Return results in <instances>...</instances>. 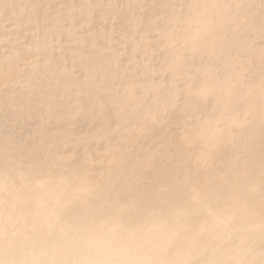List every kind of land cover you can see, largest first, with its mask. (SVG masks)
<instances>
[{"label": "bare ground", "instance_id": "1", "mask_svg": "<svg viewBox=\"0 0 264 264\" xmlns=\"http://www.w3.org/2000/svg\"><path fill=\"white\" fill-rule=\"evenodd\" d=\"M30 1L31 0H9L8 2V0H0V15L17 17L19 19L26 18V23H30L29 25L36 29L37 32L40 31V28L46 29L45 31L40 32H44L45 34L43 33L42 38L38 39V43H41L46 48L54 47L52 45V37H55L57 35L56 32L58 30V32L62 31L60 18L67 16L73 22V19H75L74 9L76 6L73 5L71 0H63L59 7L54 4L53 0H43L42 8L39 12H35V7L33 6L30 8V10L28 9V4H30ZM145 1V4L134 1L135 3H133L131 7L128 4L126 5L127 17L124 21L130 19L133 20V23L129 22L131 24H128L126 23L127 21H123V23L121 24V29L124 33H126L125 31H127L131 26L132 31L138 30L139 32H142L143 26L145 27L152 24L155 27L159 26L163 30L160 34L163 39L182 37L183 43L181 45L183 51L180 52L178 56L174 50L168 51L167 48L171 46V43H168L165 46V50L161 54V57L164 58L163 62L166 63V68L171 70V79H168L167 76H164L163 73H157L153 76L151 73H149V69L152 67V58L154 57L153 55H150L151 62H149L147 58H144L142 61L135 60V58L132 59L131 56L129 57V68L122 65L117 66L116 70L120 72L122 76L117 77L114 75L113 78L109 77L107 81L102 79L99 82H95L91 78V76H96L97 74L105 71V67L109 65L110 49L108 51H106V48V50H103L104 46H102L101 50L95 49V51H89V46L84 44L86 41H88L89 38L94 39L95 37L90 35L88 39L81 43L83 40L82 36L78 34L75 35V31L69 30L68 28V30H63L61 34L62 37L64 35L69 38L72 37V41L74 43H77L73 48L75 53L71 56V63L73 64L72 59L73 57H75L77 65L76 67H80L83 76H77L76 74H74V72L67 70L65 66H53L50 62H48L51 65V67H49L51 72L46 73L47 75H49V77L47 78L46 75L44 79L43 77L39 78L35 73V62L33 61V65L31 68L34 71L31 72V77L28 79H26L27 77H23L21 75L17 77L19 78V80L20 78H24L21 80H32L34 82L29 87L25 86L23 92H25L24 94L26 95L30 94L27 97L34 98V96L38 94L40 90H45L50 93L47 94V98H49L50 100H54L55 96H58L60 93H62V87L64 85H67V87L71 85L69 89H66V93L61 99V102L57 104L59 106L60 112L55 114H48L50 117L49 119H55L59 124L64 125H71L72 123L75 124L78 121L86 123L91 122V120L101 118V114L103 115V109L101 110V112L96 110L102 107L98 102L103 101L105 97L104 95L106 89L103 86H105L107 82H112V84H114L115 86L121 84L122 78L131 82V85L127 89L131 94H136L135 102L138 103V105L136 106L137 111H131L129 109V106L127 109H129L138 120H143L146 116L153 114L158 117V120H162V116L164 115L161 114V110H167L170 108L174 110L176 108V105L184 107L183 109H179L178 113L175 112L176 109L172 113L168 111V113L170 114L165 116V122L170 123L168 124V128L165 127L168 130V133L166 135L163 134V129L152 126L150 128V132L148 131L147 133H142L139 129H137L134 134L126 135L124 139L129 141V150L133 154L137 153L138 151L148 153V156L144 158L142 164H156L161 158H168V156H163L166 154V152H174L173 149H169L168 151L165 150L167 146L166 143L170 140H172L170 143L172 146L174 143H176V139H172L174 137V133L178 131L184 133L186 138L181 142L183 145H186L187 143L188 144L186 146H181L179 149L181 169L178 170V172H191L192 170H189V167L185 168V166L190 165L192 169H194V167L198 168V172L200 173L201 179H197L194 193L200 198V201L204 203L197 208L185 210L186 216L182 222L181 230L177 228V218H179L181 215L180 211H173L167 214V224H165V227H160L164 235L167 237L166 259H168L170 262H174V264H195L193 263V257L197 254L201 259H204L207 254V248L209 247L211 252H215L214 254L218 253V256L221 258L223 256L222 253L226 250H229V256L237 257L235 263L230 261L228 262V264H260L264 261V246H262V243H264V239L256 248H254L256 250L251 253L250 258L245 261L244 259H246L247 256L246 252L249 251L250 247L249 243L245 244V241H248L249 235L244 239L236 240L235 242L232 241L226 245V240L220 239V228L218 227L217 229H215L217 226L215 223L222 220L226 216L229 217L230 214L232 216L239 215L248 205H250V207L255 206L253 202L258 198V201H261V198L262 200L264 198V167L258 168V166L261 165V160L264 158V80L263 83L260 84V88H257L256 90H254L255 88L251 89L248 94H245L246 90L245 88L243 89V92L246 96L244 99H246L245 106L247 109L246 111H244V114L248 116L245 120L246 122H244L243 120L241 123L236 122L234 125H227V130L223 131V133L225 134L221 138L222 143L220 145L217 144V141L214 140V138L206 137L205 130L203 128L195 126L197 125L196 121L198 119V115L196 113H200L207 107L210 109L211 106L208 105L212 104L210 103V101L213 97L216 99L215 104L217 103V106L219 108H216L215 114H213L212 116L209 115V118H205L206 123L211 122L212 120L210 118H213L214 116L215 122L218 125H221L222 119L227 113L228 115H232L238 112L232 111L230 107L228 110L222 109L221 105L222 103L223 105H227L228 100L240 97V95H236V90L242 88L241 85L243 84V81H239L241 78V72L239 73L238 79L228 87L227 91L226 88L228 84L221 82L219 79V76L221 75L218 74L223 71V67L227 68V72L232 67L230 66V64L227 66L222 62V60H224L222 56L227 55L228 49L233 50L234 48L239 55L242 54L245 48L254 50L249 43V39L251 40L252 38H256L258 36L250 35V37L248 36L246 40L244 39L248 35L246 30H250V32H260L261 30H264V22L261 25L259 18H255V16L252 14L254 13L252 12L253 10H247L248 7L254 8L256 6V4L254 3L256 2L254 0H200L196 3L193 2L192 5H194V8L191 9L190 13H185L183 14V17H180L179 15L182 14L180 13L182 4L181 0ZM87 2L88 0H83V11H89V7L92 6H88ZM121 2V0H95V4H93V7L98 13L99 11H104L112 15V17L114 18L115 6L117 7L116 4ZM228 3H231L230 7H228ZM148 6L151 7V9L148 10L150 14L154 11V9L159 10L161 16L157 18V22L161 21L160 24H157L154 18L148 19L143 18L142 16L140 19V16L135 15L137 13H144ZM229 10H232V12L235 11L236 13H238V15L232 16V13H230ZM148 11L146 13H148ZM27 12L28 14H26ZM35 14H40L38 16L40 18L37 20H31L30 18L32 15L36 17ZM42 22L43 25L40 26ZM184 24L186 25V30L179 29L180 31L177 35L175 33L177 27ZM165 26L169 28H171L170 26L174 27L171 28V35H169L168 37L166 36V33L163 29V27ZM20 28L23 29L22 26ZM0 30H2L3 32L5 30L8 31V29L5 27L0 28ZM157 31L158 30L156 29L154 30V33H157L155 34V36L158 35ZM210 31H212L213 34H211ZM239 31H244L245 35L242 37L240 35L237 36V33ZM17 32H19V30ZM27 33H29V31ZM3 34L5 33H1L0 31L1 43L5 38ZM20 38H25V36H22ZM108 39L111 40L110 36L104 34L105 43H108ZM132 41L133 40H130V42ZM244 42H246L245 46H243ZM119 44L124 45L125 43L119 42ZM133 44V48L134 50H136L139 48V46L142 47L143 44L146 45L147 43L144 42L141 38L139 40L135 39ZM215 44L219 45L216 49L214 48ZM185 51L190 52V56L188 59L184 58ZM10 52L11 53L9 54V56L13 55L12 57H15V55L19 52V48L13 46L12 51ZM117 59L118 55L115 60L116 64ZM244 59L245 58L240 57L239 61H235V63H242ZM98 60L103 61V65L105 66H97L96 62ZM48 61H50V59ZM81 61H87V65L83 66ZM258 61L261 62V58L253 56L249 67L250 70H252V74L254 76L257 75V79L259 77H263L264 79V67H258V65H255L251 69V65ZM159 64V60L155 59L153 65L157 68ZM42 67L44 66L42 65ZM113 67L115 66L113 65ZM146 74L149 75V77H145L144 75ZM60 77H63L62 82H60V85H62V87H60L56 82ZM42 79L45 81V84L43 85H46L47 88L49 87L48 89L40 86ZM51 80L52 82H50ZM56 83L57 87L52 88V85ZM34 84H38L39 86L36 87ZM6 86L7 85H5V87ZM219 90H222V96L217 93ZM3 91H5V93L7 92L6 90ZM10 91L11 90L9 89L8 93H10ZM174 93L175 96L172 97V95L170 94ZM188 95L194 96V99L189 100L187 97ZM160 96H162L163 99H161ZM180 98L186 99V102L180 105ZM173 103L176 105L171 107ZM111 104H115L114 101H111ZM16 106L17 107H15V111L13 107L12 110L8 112L9 114L7 118L10 123L15 117V112H22L19 104ZM22 106L26 107L24 103H22ZM221 109L224 111V115L221 114ZM67 110L77 111L78 114H76L74 117H71L67 114ZM126 110H124L118 118L124 116ZM22 113H24V111ZM175 113L178 115H175ZM203 113L205 116H207L205 112ZM33 114L34 121H32V123L29 125V134L31 135L32 140L38 128H41L43 133L45 132L44 124L46 121L43 120V123H41L37 110H35ZM189 115L193 116V118L189 120V126L184 127L178 123L184 120L186 117L188 118ZM77 116L79 117L75 118ZM54 127V125L48 127V131H51L52 136H55L54 139L52 137H48L52 140L51 144L57 143L59 141L58 138L62 136L61 134L57 133L63 132ZM178 127H180L181 130ZM235 127L237 131H234ZM55 130L58 131L55 132ZM220 130H222V128H220ZM245 130H248L251 135L255 134L252 141L251 138L248 139L249 142L247 144L251 146L252 152L248 155L247 160L237 162L235 164H244L246 166H244L240 170L238 167H236L234 170L232 165H227L229 172L222 173L223 176L228 177V180L221 183V179L223 178L220 172H218L217 175L213 177L209 175L211 166L213 164H218L220 161L216 151L213 148H220L225 153L227 158L233 161L235 159L234 152L241 145L231 140L232 135L234 133H238L243 136ZM66 135L69 138L74 137L71 131H67ZM194 135L199 138V144H194L196 138ZM234 136H236V134ZM36 137H40V135H37ZM79 140V138L74 139V144ZM88 140L89 138L85 139V141ZM164 142L166 144L165 148L162 147ZM233 143L235 144V146L231 148V145ZM44 148L45 146H43L41 150H43ZM78 150L82 151V148H78L76 151ZM163 150L165 152H161ZM207 150L214 153V156L212 158L200 155ZM126 151H128V149ZM255 155H258V158L256 160H253V157ZM193 156L198 157L200 162L194 161ZM248 160H252V162H249V164H247ZM28 163L29 161L24 166V168H28H26V170H23V172L27 173L22 178L23 181H27L25 184L14 183V180L16 179L15 175H11L8 179L0 178V258H3L2 249L4 245V238L2 229L5 223H7L9 226L10 235L13 232L24 233L28 230H31L34 225L37 224L38 214L42 209L45 208L62 210L65 214H69L81 219H83L85 212L88 210L90 212L86 219H91L93 218L92 211L99 206V202L104 203L106 201V199L104 198H107L108 196L104 195L107 185H102L103 183H100L98 185H89L87 186L86 190L82 191L80 188V183L78 181L72 184L68 183L67 181L65 183H60V187L56 189V191L61 192L59 194L57 193L56 195L55 191L51 192L50 189L46 190L42 186V184H39V180L41 179L39 177L41 175L37 177L38 174L35 173L33 166L31 164L30 166H27ZM67 167H71V165L64 161L61 162L59 167L57 166L59 170ZM164 170L167 172H172V170H168L166 168H164ZM115 171L116 170L114 169V172ZM106 173H108V175L110 176L113 172L111 171ZM31 176H33V178ZM30 178H32L33 181H31ZM176 178L177 175H171L170 179L165 182V189H167ZM211 178L215 181L212 184H209L208 182L209 180H212ZM89 180L90 178L85 182ZM107 180L108 179H106L104 182H106ZM51 181H54L53 177ZM158 181H160V179L155 180L154 182ZM142 182L143 184L147 183V179H135V181L131 183H126V187L136 186L141 184ZM88 188L91 190H88ZM205 188L210 189L205 190ZM91 191L94 192L95 196H90L92 193ZM83 192L86 193L82 194ZM226 192H229L230 194L227 196V201L225 198H223ZM82 198H85V202L83 205L81 204ZM148 198H146V200ZM186 199H188V196H186ZM137 202L138 200L135 201L134 199H131V202L128 204L130 205V207L126 206V210L122 214L123 216L121 218L127 219L130 215L134 214L138 218V221H135L134 223H144L145 221H150L151 217L154 214L157 215L159 213L157 210L148 208L146 203H144L143 208H136L132 210L131 206ZM102 206L106 211L111 210L108 206ZM229 208H231V210H233L234 208L235 209L229 212ZM259 212L260 210L258 211L256 209L253 212V215L250 217H248V214L243 213L241 214V219L253 220L255 215H257V217L261 218V220L263 221L264 214H259ZM161 216L162 215H160V217ZM132 220L133 217L131 218V222ZM199 221L200 225H197ZM262 227H264V225L261 222L259 223L257 221L256 223H253L250 229L251 233L257 232L258 234L256 237L262 236L264 234V229ZM200 231H206L207 234L199 240L191 255H188L189 252H184L180 249L179 242L184 240L185 238L190 244L196 243L199 239ZM233 231L234 227L232 226L228 228V230H223L224 237L229 238L230 233H232ZM183 232L186 233L185 237ZM251 242L254 243L253 241Z\"/></svg>", "mask_w": 264, "mask_h": 264}, {"label": "rangeland", "instance_id": "2", "mask_svg": "<svg viewBox=\"0 0 264 264\" xmlns=\"http://www.w3.org/2000/svg\"><path fill=\"white\" fill-rule=\"evenodd\" d=\"M53 1L57 7H59L60 4L63 2V0H53ZM71 1L73 5L76 6L74 9L75 19H73L72 22V20H70L67 16L60 18L62 31L68 30V28L69 30H74L75 35L78 34L82 36L83 40L81 43H83L86 39H88L90 35L94 36L95 37L94 39L89 38L88 41H86L84 44L89 46V51H95V49L101 50L102 46H104L103 50L107 49L106 51H108L110 49L109 65L105 67V71L97 74L96 76H91V78L95 82H99L102 79L107 81L109 77L113 78L114 75L117 77L122 76L121 73L116 70L117 66L122 65L129 68L128 67L130 65L129 57L131 56L132 59L135 58V60L143 61L144 58H147L148 61L151 62L150 55H153L154 57L152 58V67H151L152 69L151 68L149 69V73H151L152 76L157 73H163L164 76H167L168 79H171L172 77L171 70L166 68V63L163 62L164 58L161 57V54L165 50V46L168 43H171V46L167 48L168 51L174 50L178 56V54L183 51L181 45L183 43L182 37L163 39L160 35L163 30L159 26L155 27L152 24L145 27L143 26L142 32H139L138 30L132 31L131 26L128 28L127 31H125L126 33H124L121 29V24L127 17L126 5L128 4L131 7L135 2L138 3L140 2L141 4H145L146 3L145 0H121L122 2L116 4L117 7L115 6L114 18L112 17V15L104 11L102 12L99 11L100 13L99 14L93 7L94 6L93 4H95V0H91V2L90 0H88L87 5L88 6L92 5L91 7H89V11H83L84 10V6L82 4L83 0L82 1L71 0ZM198 1L200 0H181L182 4H181L180 13L182 14H180L179 16L183 17L184 16L183 14L190 13L191 9L194 8V5H192L193 2L196 3ZM254 1L256 2L254 3L256 4V6L254 8L248 7L247 10L252 9L253 10L252 12H254L252 14L255 16V18H259L262 25V23L264 22V0H254ZM42 3L43 0H31L30 4H28V9L30 10V8L33 6L35 7L34 11L39 12L40 9L42 8ZM230 6L231 3H228V7ZM150 9L151 7L148 6L144 13H137L135 15L140 16V19L142 16L143 18H148V19L154 18L155 21L157 22V18L161 16L159 10L154 9V11L150 14L148 11ZM147 11L148 13H146ZM229 12L232 13V16L238 15V13H236L235 11L232 12V10H229ZM26 14H28V12ZM39 15L40 14H37L36 17L32 15L30 19L37 20L40 18L38 17ZM79 16L82 17L80 18ZM25 20L26 18L19 19L17 17L0 15V28L5 27L8 29V31L5 30L4 32L0 30L1 33H5L3 34L5 37L4 41H2V43L0 42V92L2 91L0 93V97H1L0 98L1 99L0 100V110H1L0 111V178L8 179L11 175H15L16 179L14 180V183L25 184L27 181L26 182L23 181L22 178L27 173L23 172V170H26V168H28V167L24 168V166L29 161L27 166H30L31 164L34 168L35 173L38 174L37 177L41 175L39 177L41 178L39 180V184H42V186L46 190L50 189L51 192L55 191L56 195L57 193L59 194L61 192V191H56V189L60 187V183H65L66 181L70 184L78 181L80 183V188L82 191L86 190L87 186L89 185H98L100 183H103L102 185L104 184L107 185L104 194V195H108L107 198H104L106 199V201L104 203L99 202V206L92 211L93 218L96 217L121 218L123 216L122 214L126 210V206L130 207V205L128 204L131 202V199H134L135 201L138 200V202L131 206L132 210L136 208L139 209L143 208L144 203H146L148 208L157 210L159 212L157 215L154 214L150 219V221L154 222L157 225V227H165V224H167V220H166L167 214L173 211H180L181 215L179 218H177V228L181 230L182 222L186 216L185 210L191 208H197L198 206L204 203L201 202L200 198L196 196L194 193L197 179H201L200 173L198 172V168L194 167V169H192L190 165H187L185 166V168L189 167V170H192L191 172H178V170L181 169V162L179 159V149L181 146H186L188 144L187 143L186 145H183L181 142L186 138L184 133H181L179 131L174 133V137L172 139L173 140L176 139V143H174L173 146L170 144L172 140L166 143L167 144L166 148H165L166 145L165 142L163 143L162 147H164L165 150L168 151L169 149H173L174 152L173 153L166 152V154L163 156H168V158L163 157L156 164L155 163L142 164L144 158L148 156V153L138 151L137 153L133 154L129 150V141L124 139L126 135L134 134L137 129H139L142 133H147L148 131L150 132V128L152 126L163 129L164 130V131L162 130L164 132L163 134L166 135L168 133L167 128L170 122H165V116L172 113L175 109H176L175 112L178 113L179 109H183L184 107L176 105L177 104L176 102V104L173 103L171 106L173 107L176 105V108L174 110L170 108L167 110L163 109L160 111L161 114L164 115V116L161 115L163 117L162 120H158V117L155 114L148 115L143 120H138L131 113V111H135V112L137 111L136 106L138 105V103L135 102L136 94H131L127 89L131 85V82L122 78L121 84L115 86L114 84H112V82H107L105 86H103L106 89L104 95L105 97L103 101L98 102L102 107L96 110L101 112V110L103 109L102 111L103 115L101 114L102 116L101 118L96 117L98 119H94L91 120V122H86V123L78 121L75 124L72 123L71 125L59 124L55 119H49L50 117L48 114L51 113L55 114L60 112L59 106L57 104L61 102V99L64 97L66 93V89H69L71 85L68 87L67 85H64L62 87V85H60V82H62L63 77H60L59 80L56 82L59 84L60 87H62L63 91L58 96H55L54 100H50L49 98H47V94L50 93H48L45 90L42 91L40 90L38 94L34 96V98H29L27 96L30 94L28 93H27L28 95L24 94L25 92H23V89L25 88V86L28 87L31 86V84H33L34 82L32 80L31 81L21 80L24 78H20L21 80L20 83V80L17 77L21 75L23 77H27L26 79H28L31 77V72L35 70L36 75L39 78L43 77L44 79L45 76L47 75L46 73L51 72L49 68L51 67L50 63L53 66H58V65L65 66L67 70L74 72V74H76L77 76L82 77L83 73L80 67L79 66L76 67L77 65H76L75 57H73L72 59L73 64L71 63V56L75 53L73 48L77 43H74L72 41V37L69 38L64 35L63 38L61 34L62 31L58 32L59 31L58 30L56 32L57 35L55 37H52L53 38L52 45L54 47L46 48L41 43H38V39H41L44 33V32L43 33L40 32L45 31L46 29L40 28V31L37 32L36 29L30 26L29 25L30 23H26ZM126 21L124 22L128 24L133 23V20L130 19ZM160 23L161 21L157 22V24ZM41 25H43V22L40 24V26ZM21 26L23 29L20 28ZM185 26L186 25L184 24L182 26L177 27L175 33L178 35L180 30L182 29L186 30ZM170 27L174 28L173 26ZM171 28L167 26L163 27L167 37L171 35ZM155 29L158 30L157 31L158 35L156 36L155 34L157 33H154ZM18 30L19 32H17ZM27 30L29 31V33H27L28 32ZM246 31L248 35L244 40H246L248 36L250 37V35L258 36L256 38H252L251 40L249 39V43L251 44V47L254 50L245 48L242 54L239 55L234 48L233 50L228 49L227 55L222 56L225 60V61L222 60V62L225 63V65L227 66L230 64V66L232 67L229 69L228 72H227V68L223 67L222 69L223 71H221V73L218 74L221 75L219 76L220 81L228 84L226 88L227 91L228 87L231 86L232 83L238 79L239 73L241 72V78L239 81H243V84L241 85L242 88L236 90V95L237 96L240 95V97L238 98L236 97L228 100L227 105H223V103L221 105L222 109L228 110L230 107L232 111H238V112L232 115H228L227 113L223 117L221 125H218L215 122L214 116L213 118H210L212 120L211 122L206 123L205 118L207 117L209 118L210 116L215 114L216 108H219L217 106V103L215 104L216 99L213 97L210 101V103L212 104L208 105L211 106L210 109L207 107L206 109H203V111H201L200 113H196L198 115V119L196 121L197 125L195 126L203 128L205 130L206 137L214 138V140L217 141L218 145L222 143L221 138L225 134L223 133V131L227 130L226 129L228 127L227 125L229 124L234 125L236 122L241 123L243 120L244 122H246L245 120L247 119L248 116L244 114V111L247 110L245 106L246 99H244L246 97L245 94H248V92L251 89L255 88L254 90H256L257 88H260L259 86L261 83H263L264 80L263 77H259L257 79V75L254 76L252 74V70H250L249 67L253 56H257V58H261V62L258 61L253 63L251 65V69L255 65H258V67H264V30H261L260 32H250V30H246ZM210 33L213 34L212 31H210ZM82 34L85 36H83ZM104 34L109 35L111 38V40L108 39V43H105L104 41ZM238 35L242 37L245 35V32L239 31L237 33V36ZM22 36L23 37L25 36V38H20ZM141 38L147 44L146 45L143 44L142 47L139 46L138 49L134 50L133 48L134 40L135 39L139 40ZM130 40L133 41L130 42ZM119 42H123L125 44L120 45ZM245 45L246 42L243 43V46ZM13 46L19 48V52L15 55V57H12L13 55L9 56ZM218 46L219 45L215 44L214 48L216 49ZM189 54L190 52L185 51L184 58L188 59L190 56ZM117 55H118V59L116 64L115 60ZM240 57L245 58L244 61L242 60L243 61L242 63L240 62L235 63V61H239ZM49 59L50 61H48ZM155 59L159 60L160 62L157 68L153 65ZM33 61L35 62L34 70H32L31 68L33 65ZM103 63L104 62L101 60H98L96 62L97 66L99 65L102 67L105 66L103 65ZM42 65L44 67H42ZM82 65L86 66L87 61L82 62ZM113 65L115 67H113ZM144 76L149 77V75L147 74ZM46 77L48 78L49 75H47ZM43 79L42 82L40 83V86L46 89L47 88L46 85H43L45 84V81ZM50 82H52V80ZM57 83L53 84L52 88L57 87ZM5 85L7 86L5 87ZM34 85L36 87L39 86L38 84H34ZM244 88L246 90L245 94L243 92ZM9 89L12 91V93L11 91L10 93H8ZM263 89H264V85H263ZM3 90H6L7 92L5 93V91ZM217 93L222 96V90H219ZM170 95L174 97L175 93ZM160 97L161 99H163L162 96ZM187 97L189 100L194 99V96L192 95H188ZM180 100H181L180 105L186 102V99L184 98H180ZM111 101H114L115 104L112 105ZM177 101H178V97H177ZM22 103H24L26 107H23ZM18 104L19 107L21 108V111L22 112L24 111V113L15 112L14 113L15 117L14 119H12L10 123V121L7 118L9 114L8 112L12 110L13 107L15 111L16 110L15 107H17L16 105ZM128 106L131 111L127 109ZM222 109H221V114L224 115L225 113ZM35 110H37L39 113L41 123H43V120H46L44 124L45 132L43 133L42 129L38 128L32 140L31 135L29 134V129H30L29 125L32 123V121H34L33 112ZM124 110H126L125 115L122 116L121 118H118ZM168 111H170V113H168ZM203 112H205L207 116H205ZM176 113L175 115H178ZM67 114L70 115L71 117H74L76 114H78V112L67 110ZM78 117L79 116L75 118ZM192 118L193 116L189 115L188 118L186 117L184 120L178 123L184 127H187L189 126V120H191ZM51 125H54L55 126L54 128L63 131L61 133H57V134H61L62 136L58 138L59 141L54 144H51L52 140L51 138H48V137H52L53 139L55 138L54 135L52 136V132L48 131V127ZM217 126L222 128V130H220V128H218ZM178 128L180 129V127ZM56 131L58 130H55V132ZM67 131H71L74 137L69 138L66 135ZM234 131H237L236 127ZM235 134L236 136H234ZM37 135H40V137H36ZM254 135H251L248 132V130L244 131L243 136L238 133H234L232 135L231 140L241 145L239 148L235 150L234 152L235 159L233 161L231 159H228L225 153L220 148L215 149L214 147L213 149L216 151L220 161L218 164L215 165L213 164L211 166V169L209 170V175L213 177L217 175L218 172H220L223 178L221 179L222 180L221 183H222L223 181L228 180V177L223 176L222 173V172H229L227 165H232L234 170L236 167H238L240 170L244 166H246L244 164H235V163L248 159V155L252 152L251 146L247 145L249 142L248 139L251 138L252 141ZM194 136L196 137L194 144L195 145L199 144L200 142L199 138L196 135ZM76 138H79L80 140L78 142H75L74 144V139ZM87 138H89V140L85 141V139ZM43 146H45V148L41 150ZM234 146L235 144L233 143L231 145V148ZM78 148H82V151L79 150L76 151ZM188 148H192V147H188ZM127 149L128 151H126ZM161 152H165V151L163 150ZM200 155L208 158H212L214 156V153L207 150L206 152L201 153ZM257 158L258 155H255L253 157V160H256ZM63 161L69 163L71 167H67L59 170L57 166L59 167V165ZM194 161L200 162V160L196 156L194 157ZM249 162H252V160H248L247 164H249ZM163 167L168 170H172V172L165 171ZM259 167L260 168L264 167V158L261 160V165L258 166V168ZM114 169L116 170L115 172ZM111 171L113 173L109 176L108 173L106 172H111ZM171 175H177V178L173 180V182L167 189H165V182L170 179ZM31 177L33 178V176ZM52 177L54 179L53 182L51 181ZM32 178H30L31 181H33ZM89 178L90 180L85 182ZM106 179L108 180L104 182ZM135 179L136 180L147 179V183L143 184L142 182L141 184L136 186L126 187V183H131L135 181ZM159 179L160 181L154 182L155 180H159ZM214 181L215 180L212 179L209 180L208 183L212 184ZM153 183H158V184H153ZM209 189L210 188H205V190H209ZM88 190L91 189L88 188ZM91 192L92 193L90 196H95L94 192L93 191ZM84 193L86 192H83L82 194ZM228 195H230L229 192H226L223 197L226 199V201ZM186 196H188V199H186ZM146 198L148 199L146 200ZM258 199L253 202L255 206L250 207V205H248L239 215L232 216L230 214L229 217L226 216L222 220L215 223L217 225L215 229H217L218 227L220 228V232H219V236L221 237L220 239L221 240L225 239L226 245L232 241L235 242L236 240L244 239L249 235L248 241H245V244L249 243L250 245L249 251L246 252L247 256L246 259H244L245 261H247L250 258L251 253L254 250H256L254 248H256L259 245V243H261V241L264 239V234L262 236L256 237L258 233L257 232L251 233L250 230L252 224L256 223L257 221L259 223L260 222L263 223L264 225V220L262 221L261 218L257 217V215H255L253 220L241 219V214L245 213L248 214V217H250L253 215V212L256 209L258 211L260 210L259 214L262 213L264 214V198L263 200L261 198V201H258ZM84 202H85V198H82L81 204L83 205ZM102 205L108 206L111 210L106 211ZM233 210L229 208L228 211L231 212ZM89 212L90 211L88 210L85 212L83 219H86L88 217ZM160 215L162 216L160 217ZM132 217H133L132 220L133 223L135 221H138L137 216L134 214L130 215L127 219L131 221ZM197 225H200V221ZM231 226L234 227V231L230 233L229 238L224 237L223 230H228V228H230ZM262 228L264 229V227ZM183 233L185 237L186 233L185 232ZM206 234H207L206 231H200L199 239L194 244H190L185 238L184 240L179 242L180 249L183 250L184 252L186 251L189 252L188 255H191V253L194 251L195 247L197 246L199 240L202 237L206 236ZM251 241H253L254 243H252ZM262 246H264V243H262ZM214 253L215 252H211L208 247L205 258L201 259L196 254L193 257V263L228 264V262L230 261L235 263L237 260V257L229 256L230 255L229 250H226L222 253L223 255L222 258L218 256V253L217 254ZM260 264H264V261L261 262Z\"/></svg>", "mask_w": 264, "mask_h": 264}, {"label": "clouds", "instance_id": "3", "mask_svg": "<svg viewBox=\"0 0 264 264\" xmlns=\"http://www.w3.org/2000/svg\"><path fill=\"white\" fill-rule=\"evenodd\" d=\"M2 233L0 264H174L167 237L151 221L81 219L45 208L31 230L10 235L5 223Z\"/></svg>", "mask_w": 264, "mask_h": 264}]
</instances>
